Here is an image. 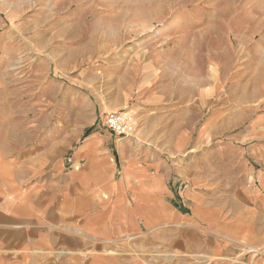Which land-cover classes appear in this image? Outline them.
<instances>
[{"label":"rangeland","instance_id":"rangeland-1","mask_svg":"<svg viewBox=\"0 0 264 264\" xmlns=\"http://www.w3.org/2000/svg\"><path fill=\"white\" fill-rule=\"evenodd\" d=\"M108 114L132 118L127 140L158 136L144 145L175 168L250 166L264 0H0V120L14 140L0 146L30 153L17 174L34 177L56 143L111 135Z\"/></svg>","mask_w":264,"mask_h":264},{"label":"crops","instance_id":"crops-1","mask_svg":"<svg viewBox=\"0 0 264 264\" xmlns=\"http://www.w3.org/2000/svg\"><path fill=\"white\" fill-rule=\"evenodd\" d=\"M112 137L56 143L32 178L29 151L0 146V264H264V139L243 170H191L158 136Z\"/></svg>","mask_w":264,"mask_h":264},{"label":"built area","instance_id":"built-area-1","mask_svg":"<svg viewBox=\"0 0 264 264\" xmlns=\"http://www.w3.org/2000/svg\"><path fill=\"white\" fill-rule=\"evenodd\" d=\"M131 122L132 118H127V115L108 114L105 118V127L116 137L127 138L132 130Z\"/></svg>","mask_w":264,"mask_h":264},{"label":"trees","instance_id":"trees-1","mask_svg":"<svg viewBox=\"0 0 264 264\" xmlns=\"http://www.w3.org/2000/svg\"><path fill=\"white\" fill-rule=\"evenodd\" d=\"M92 131H93V130H89V131H87V132L85 133L84 136H85V137L89 136V135L92 133Z\"/></svg>","mask_w":264,"mask_h":264}]
</instances>
